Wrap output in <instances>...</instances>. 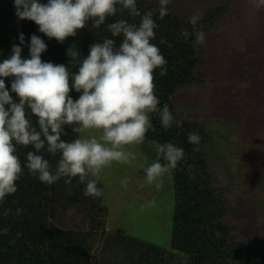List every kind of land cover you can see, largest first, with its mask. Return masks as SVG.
<instances>
[{
  "label": "clouds",
  "instance_id": "obj_1",
  "mask_svg": "<svg viewBox=\"0 0 264 264\" xmlns=\"http://www.w3.org/2000/svg\"><path fill=\"white\" fill-rule=\"evenodd\" d=\"M158 2L159 19L163 20L170 0ZM251 2L257 8L264 6V0ZM14 6L18 19L34 22L39 32L61 44L89 22L100 28L108 18L125 11L140 18L138 23L120 18L107 24L113 38H122L119 45L106 37L90 45L83 59L75 45L69 47L66 54L75 72L68 65L43 61L47 44L35 34L30 37L29 57H22V32L19 45L14 44L12 54L0 62V204L18 191L17 182L25 169L46 185L62 178L70 184L78 177L86 197H101L98 181L102 173L113 164L131 165L137 159L130 148L143 145L147 133L155 131L153 114H158L166 130L173 125L182 127V120L174 118L167 104L159 107L155 72L159 69L160 76L166 75L167 60L153 43L159 27L154 12L141 14L137 0H14ZM201 16L197 11L189 18L198 45L206 42L203 25H198ZM160 43L167 41L161 39ZM8 78L10 90L5 83ZM73 90L80 94L78 99L70 95ZM69 128L75 135L67 141L62 137ZM200 140L196 132L188 134L189 143L198 146ZM151 144L156 159L144 169L145 183L160 190L185 153L171 142L153 140ZM21 147L34 149L26 153V162L20 159ZM42 150L58 157L54 167ZM128 183L127 177L121 180L125 188ZM11 212L9 208L3 215ZM22 213V208L15 209L16 216ZM8 232L6 227L0 230L3 235Z\"/></svg>",
  "mask_w": 264,
  "mask_h": 264
},
{
  "label": "trees",
  "instance_id": "obj_2",
  "mask_svg": "<svg viewBox=\"0 0 264 264\" xmlns=\"http://www.w3.org/2000/svg\"><path fill=\"white\" fill-rule=\"evenodd\" d=\"M39 2L47 3V0ZM137 7L141 14L150 10L154 12L159 27L153 43L167 60L166 75L160 76L159 69L155 72L159 107L167 104L174 118L183 122L180 128L173 125L166 130L161 126L158 114H153L155 131L150 130L146 135L148 141L171 142L183 148L185 153V159L170 173L175 193L170 246L107 229L102 216L108 214V207L102 204V196L86 197L85 186L79 183L78 177L72 178L70 184L64 182L67 178H62L53 185H46L25 169L17 182L18 191L0 204V230L9 229L6 235L0 234V264H94L93 252L97 243H102L97 264H264V248L249 241L232 240L230 227L222 221L224 199L215 186L204 152L212 133L202 122L182 116L172 99V94L180 86L195 80L197 58L193 26L183 23L171 13L160 20L158 10L145 0H137ZM221 7L211 9L207 19L198 25L209 29L213 19L225 12ZM15 14L14 0H0V62L12 54L14 44L19 45V34L22 32L25 38V43L20 45L22 57H29L30 37L35 34L47 44L42 60L68 65L72 72L76 68L66 54L69 47L75 45L83 59L88 55L90 45L102 42L106 37L113 38L107 31L108 23L120 18L138 23L140 19L128 16L125 11L108 18L100 28L93 27L89 22L75 37H69L61 44L39 32L34 22L20 20ZM9 37L12 42L8 41ZM113 39L119 45L122 38ZM161 39L167 43H160ZM10 80L5 81L9 90ZM70 95L75 100L80 94L73 90ZM67 131L68 135L62 139L70 141L75 134L70 128ZM191 132L201 137L198 146L188 142ZM197 147L198 150H194ZM30 150L34 149L19 148L22 162H26V153ZM42 152L54 167L58 157L50 156L46 150ZM98 187L103 192L100 181ZM65 202L85 207L94 224L84 228L64 225L62 205ZM17 207L23 209L20 216L15 215ZM9 208L12 212L5 217L3 213ZM17 233L21 235L17 236ZM10 240H15V244H10Z\"/></svg>",
  "mask_w": 264,
  "mask_h": 264
},
{
  "label": "rangeland",
  "instance_id": "obj_3",
  "mask_svg": "<svg viewBox=\"0 0 264 264\" xmlns=\"http://www.w3.org/2000/svg\"><path fill=\"white\" fill-rule=\"evenodd\" d=\"M145 1L159 9L158 0ZM214 7L225 12L203 29L206 42L195 44V80L180 86L172 99L182 116L202 122L213 135L204 152L224 199L222 221L231 239L264 248V6L251 0H170L168 13L188 24L199 11L201 23ZM130 150L137 153L131 165L113 164L101 175V202L108 207L102 218L107 229L169 247L175 204L171 174L160 190L146 184L144 169L156 159L155 149L145 139ZM125 177L127 188L121 184ZM62 218L69 227L94 224L88 210L72 202L63 203ZM101 249L97 243L94 264Z\"/></svg>",
  "mask_w": 264,
  "mask_h": 264
}]
</instances>
